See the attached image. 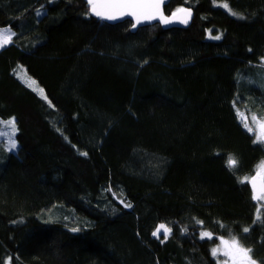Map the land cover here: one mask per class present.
<instances>
[{
	"label": "trees",
	"instance_id": "16d2710c",
	"mask_svg": "<svg viewBox=\"0 0 264 264\" xmlns=\"http://www.w3.org/2000/svg\"><path fill=\"white\" fill-rule=\"evenodd\" d=\"M182 8L186 28L132 31L84 0H0L13 31L0 120L14 119L18 143L0 141V264H219V237L264 264L249 184L264 142L239 116L264 119V0L165 12ZM161 223L171 231L153 235Z\"/></svg>",
	"mask_w": 264,
	"mask_h": 264
},
{
	"label": "snow or ice",
	"instance_id": "6c2138e0",
	"mask_svg": "<svg viewBox=\"0 0 264 264\" xmlns=\"http://www.w3.org/2000/svg\"><path fill=\"white\" fill-rule=\"evenodd\" d=\"M87 3L91 6V12L100 17L103 20H119L126 16H131L135 18V23L132 25L136 27L137 24H140L142 20H153L159 17L164 23H171L168 17H165L162 13V5L164 0H87ZM226 7V5H225ZM178 12H184L185 9H178ZM190 15V13H189ZM176 17V13L173 14V18ZM186 23V21H183ZM219 39V37H215ZM9 42V38L5 37L3 40H0V47H3L4 44ZM255 120V117H253ZM14 127L15 121L8 122ZM245 127L248 128V125L245 124ZM262 130L261 135L258 137L260 142H264V124L260 125ZM252 129L249 128V131ZM12 147H15V144L12 143ZM229 166L234 167L236 161L234 159L229 160ZM264 167V164L261 165ZM247 179V178H246ZM244 182V181H242ZM252 186L256 189V182L253 179L251 181ZM256 200H264V182L261 183L260 188L256 191L254 196ZM164 229L166 233H169L171 229H167L164 225H161L160 228L153 233V235H158L160 230ZM245 232L248 231L247 228L244 229ZM203 236L211 238V234L208 232L203 233ZM222 245L227 246L223 250V255L230 258L232 264H256V261L251 258V249L244 248L240 245L239 241L233 238L231 241L222 240ZM221 252L220 248H215L212 250L213 256H216ZM224 264H228V261H225Z\"/></svg>",
	"mask_w": 264,
	"mask_h": 264
},
{
	"label": "rangeland",
	"instance_id": "374dc122",
	"mask_svg": "<svg viewBox=\"0 0 264 264\" xmlns=\"http://www.w3.org/2000/svg\"><path fill=\"white\" fill-rule=\"evenodd\" d=\"M229 12L233 15H235V13L226 5V7ZM13 36V31L12 29H10L9 27H5V28H0V40H3L5 37L9 38V42H11ZM7 43V44H8ZM7 44H4L7 45ZM2 48V47H0ZM18 75L21 78V80L26 83L29 84L32 88H34L36 90V92H38L41 96H45L42 88L36 84V82H34V80H32L25 72V70H23L22 68L19 69L18 71ZM239 116L240 119L243 121L244 124L248 125V128H251L255 135H256V141L260 142L258 140V137L261 135V128L260 125L264 124V119L259 118L256 115H246L244 112H239ZM253 117H255V120H253ZM12 121V120H10ZM9 121H2L0 120V141L3 142V144L10 150H15V148L18 147V143L16 142L15 138H14V133H16V125L14 124V127L12 125H10L8 123ZM12 143L15 144V147H12ZM264 164V159L262 160V162L259 164L258 168H257V173L264 179V167H261V165ZM261 204L260 206L262 208H264V200H260ZM161 225L164 224H159V226L157 227L160 228ZM167 229H169L166 225H164ZM156 229V230H157ZM156 232V231H155ZM208 232L206 230H202L200 233V236L202 238H209V237H205L203 236V233ZM162 233L168 234L164 231V229L160 230V233L158 234V236ZM211 234V233H210ZM213 237V235L211 234V238ZM234 237H219L218 238V242L213 246V249L215 248H220L221 252H219L215 258L218 260L219 264H224L225 261H228V264H232V261L230 260L229 257L223 255V250L226 249L227 246L222 245L221 241L222 240H227V241H231ZM236 239V238H235ZM237 240V239H236ZM212 249V250H213ZM256 264H259L258 262H256Z\"/></svg>",
	"mask_w": 264,
	"mask_h": 264
},
{
	"label": "water",
	"instance_id": "95a60500",
	"mask_svg": "<svg viewBox=\"0 0 264 264\" xmlns=\"http://www.w3.org/2000/svg\"><path fill=\"white\" fill-rule=\"evenodd\" d=\"M84 1L87 2V0H84ZM170 1L171 0H164V3L162 5V13H163V15L165 17H168L170 20H172L171 23H167L166 24L161 19H159V17H157L156 19H153V20H142V22L140 24H137L136 27H133L132 26V29L131 30L132 31H136L140 27L148 26V25H153L155 23H159L164 29H169V28H173V27H180V28H186V27H188L191 24V22H192V20L194 18V11L192 9H190V8H182V9H185L186 11H184V12L175 11L172 14H167L165 12V6L168 5L170 3ZM90 13H91V15L93 17H95V18H97V19H99L101 21L110 23V24H115V23H118V22H122L124 20H131L133 24L135 23V18L134 17H131V16H126V17H123L122 19L112 20V21H110V20H103L100 17L95 16L91 12V6H90ZM174 13H176V17L175 18H173V14ZM189 13H190V15H189ZM183 21H186V23L183 22ZM253 179L256 182V189L253 188L252 183H251V181ZM262 182H264V179L258 173H255L250 178L249 184H250V187H251V190H252L254 196L256 194V191L260 188ZM256 201H258V200H256Z\"/></svg>",
	"mask_w": 264,
	"mask_h": 264
}]
</instances>
